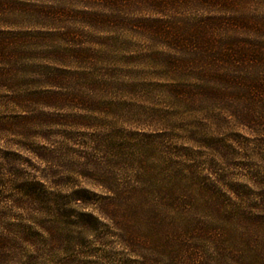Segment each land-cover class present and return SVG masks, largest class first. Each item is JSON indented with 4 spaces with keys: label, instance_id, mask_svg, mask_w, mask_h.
Returning <instances> with one entry per match:
<instances>
[{
    "label": "trees",
    "instance_id": "16d2710c",
    "mask_svg": "<svg viewBox=\"0 0 264 264\" xmlns=\"http://www.w3.org/2000/svg\"><path fill=\"white\" fill-rule=\"evenodd\" d=\"M50 2L0 0V105L8 102L20 107L14 110L16 120H0V140L5 134L13 138L12 145H0L4 151L0 155V264H13L16 254L22 257L18 264L45 263V233L50 226L41 206L61 194L50 190L46 170L35 165L45 161L47 148L32 140L42 135L31 133L33 125L25 122L34 114L29 109L32 104L43 107L63 98L45 85L51 66L47 56L52 51L47 39L55 34L45 27L62 15L58 5L81 4L75 8H82L79 13L85 22L114 47L131 30L158 36L162 49L127 55L114 50L113 61L119 65L144 56L165 62L160 82L172 98L210 114L213 120L245 128L249 136L241 145L256 144L249 139L264 130V0H56V6ZM137 7L149 14L135 15ZM182 7L186 11L174 9ZM14 18L28 20L29 25H11ZM55 54L58 60L59 51ZM16 78L25 87L4 91L3 86ZM83 98L91 110H100L94 120H108L111 125L105 135L96 134L95 148L112 156L93 160V178L101 193L85 186L73 191L79 195L74 198L77 203H84L82 208L88 202L93 208H81L76 215L66 213L67 222L82 229L78 235L107 227L102 219L116 218L112 230L122 251L118 264H264V188H259V173L256 178L246 174L241 183L226 175L215 158L207 161L208 183H196L193 179L200 172L196 164L161 149L160 164L148 168L145 178L118 179L113 160L125 146L115 128L119 104L107 102L101 107L99 98ZM148 134L142 140L144 148L172 143L173 136L162 130ZM207 134L203 137L215 145L214 156L237 150L236 139L229 143L218 132ZM261 142L264 145V139ZM250 158L241 169L257 168ZM247 186L252 195H242ZM235 233L239 234L236 242Z\"/></svg>",
    "mask_w": 264,
    "mask_h": 264
},
{
    "label": "rangeland",
    "instance_id": "374dc122",
    "mask_svg": "<svg viewBox=\"0 0 264 264\" xmlns=\"http://www.w3.org/2000/svg\"><path fill=\"white\" fill-rule=\"evenodd\" d=\"M51 2L49 5L56 6L57 3ZM75 5L81 4L77 2ZM75 5L69 6L67 3L64 6L58 5L62 15L58 20L48 21L45 27L46 30L55 33L47 39L52 51L47 56V62L51 63V66L46 72L48 78L45 80V85L50 91L59 92L63 98L43 107L32 104L29 109L34 114L25 121L33 125L31 133L37 132L38 135L43 136L33 137L35 139L32 140L47 148L45 161L36 162L35 165L46 170L50 190H54V193L59 191L57 194L61 193L60 196H51L45 203H41V210L43 209L50 226L45 233L44 264H118V259L122 255L119 254L122 252L118 243L120 240L113 235L112 230L116 218L102 219L107 227L98 230L86 229V232L80 235L77 231L82 229H78L77 225L70 224L66 220V213L76 215L84 206V203L79 205L74 199L75 196L79 198L77 193L73 194L76 188L85 186L98 193L102 192V188L93 178L95 173L93 160H108L112 156L107 151L103 152L95 148L96 134L100 133L99 135L103 136L112 127L108 120H94L100 110H91L90 104H85L83 99L86 98L83 96L99 98L103 103L101 107L107 102L119 104L116 109L118 122L115 128L120 142L122 139L125 140V146L113 160L117 167L115 170L118 179L132 180L137 179L139 175L145 178L148 168L160 164L158 159L163 155L160 150L164 149L168 154L169 151L176 153L178 159L185 163L197 165L200 172L193 182L208 183L207 161L216 158L215 162L223 167L227 172L226 175L238 179L241 183H243L242 179L248 178L246 174L256 178V174L259 173L262 182L258 185L259 188H264L263 142L259 145L261 139H264V130L249 139V141L253 140V143L256 141V144L241 145L240 141L245 142L249 136L245 128L236 126L235 122L226 123L224 119L213 120L210 114L200 110L195 111L183 104L179 105L172 98V93L161 85V73H163L161 69H165V62L147 60L142 56L131 60L125 59L118 65L112 58L114 50L117 51L115 53L123 55L137 54L148 51L147 49L160 50L162 49L160 47L164 46L161 39L143 29L131 30L127 32L128 34L125 33L127 36H123L127 39H119L114 47L111 40L104 38L101 32L85 22L84 16L79 13L82 8L78 6L75 8ZM138 7L134 10L135 15L149 14L148 10ZM174 9L186 11L185 7ZM11 25L25 26L29 25V21L14 18L11 20ZM56 51H59L58 60ZM56 74L58 78L54 80L53 76ZM98 79L102 80L98 82ZM13 82L4 85V91L17 90L26 85L17 78ZM28 85L35 87L32 83ZM12 105L8 102L0 105V120H16L14 110L20 107L14 108ZM157 130L173 136L172 143L167 144V147L144 148L142 140L146 139L148 133ZM210 132H218V135L229 143L230 139H236L235 144H239L242 149L234 144L237 150H227V152L224 150L220 156H214L215 145H209L203 137ZM193 137L196 140H193ZM2 138L0 145H12L9 141L13 138L8 134L3 135ZM16 147L18 146H12L14 149ZM3 152L0 150V155H4ZM248 157H251V165L257 167L255 170L246 171L240 168L244 163H248ZM28 171L32 170L28 169ZM36 173L39 174V171L37 170ZM242 191V195L245 196L254 192L249 186ZM211 194L216 193L210 191ZM91 205V202H88L82 209L91 211L93 210ZM56 213L59 214L58 219L57 216L55 217ZM237 236L236 233L233 235L235 242ZM245 240L247 247L251 246L249 239ZM21 259V256L13 255L11 263L18 264Z\"/></svg>",
    "mask_w": 264,
    "mask_h": 264
}]
</instances>
